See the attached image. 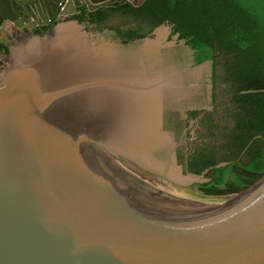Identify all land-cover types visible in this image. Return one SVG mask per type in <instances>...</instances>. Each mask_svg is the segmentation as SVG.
<instances>
[{
    "label": "water",
    "instance_id": "95a60500",
    "mask_svg": "<svg viewBox=\"0 0 264 264\" xmlns=\"http://www.w3.org/2000/svg\"><path fill=\"white\" fill-rule=\"evenodd\" d=\"M61 1L0 0V264H264V175L207 199L189 188L228 163L183 173L202 139L165 129L186 92L207 106L209 63L176 70L167 26L123 44L72 19L112 0Z\"/></svg>",
    "mask_w": 264,
    "mask_h": 264
},
{
    "label": "trees",
    "instance_id": "16d2710c",
    "mask_svg": "<svg viewBox=\"0 0 264 264\" xmlns=\"http://www.w3.org/2000/svg\"><path fill=\"white\" fill-rule=\"evenodd\" d=\"M134 4L99 9L90 14V20L103 22L97 32L115 30L123 44L152 38L155 29L167 26L168 41L177 36L168 56L176 70L204 63L210 66L207 106L213 108L211 112L199 106L187 110L182 124L176 115H181L185 103L179 102L166 106L163 115L165 129H182L203 113L194 126L204 129L199 135L202 142L186 154L177 151L183 173L200 175L228 163L209 171L208 182L189 189L196 188L212 199L248 188L264 175V0H145L140 6ZM115 19L118 26L105 24ZM217 96L224 98L223 104H216Z\"/></svg>",
    "mask_w": 264,
    "mask_h": 264
},
{
    "label": "flooded vegetation",
    "instance_id": "af4514ba",
    "mask_svg": "<svg viewBox=\"0 0 264 264\" xmlns=\"http://www.w3.org/2000/svg\"><path fill=\"white\" fill-rule=\"evenodd\" d=\"M141 0H133V2H140ZM124 2H127L126 0H112L109 4H107L106 6H99V7H97L95 10H92V6L91 7H86V6H80V7H77L76 8V12H75V14L73 15V17H72V19H75V20H77V21H79L80 23H82V24H84L85 25V27H86V29H88L89 31H91L92 33H96L97 32V30L99 29V27L100 26H103V22H101V21H96V20H90L91 18H90V14H93L94 12H96L97 10H99V9H106V8H109V7H113V6H118L119 4H121V3H124ZM82 3V2H81ZM56 18H58L57 17V14H56ZM55 18V20H57ZM109 21V20H108ZM108 21H106L107 23H105V24H108ZM117 27V26H116ZM45 28H47V27H39V28H37L35 31H34V33H44V32H46L47 30H44ZM103 31H109V32H112V33H114L115 35H116V37H117V34H116V31L115 30H112V29H107V28H104L101 32H103ZM118 38V37H117ZM0 64H1V61H0ZM187 94L184 96V98H183V100L181 101V103H185L184 105H183V107H182V110H180V114H181V116H182V118H181V121H182V124L187 120V110H194V109H198V107H194V108H186L187 106H186V101H187ZM180 103V104H181ZM208 108H210V107H208V106H206V107H199V109H202L204 112H211V110H209ZM202 116H203V113L202 114H200V115H198V117L197 118H195L194 120L196 121V122H198L201 118H202ZM191 121H193V120H191ZM191 121H189L188 123H187V126L186 127H184V128H182V129H176L175 128V130H171L170 132L173 134V137H174V139L176 140V138L177 139H179L178 141L179 142H177V144H179V145H183L182 147H185L186 145H187V147L189 146L188 144H190L189 143V141L190 140H194V139H196V137L198 138V135H200V134H203L204 133V129H202V128H189V123L191 122ZM195 122V123H196ZM217 133V132H216ZM183 143V144H182ZM184 143H185V145H184ZM178 145V146H179ZM177 146V147H178ZM176 147V148H177ZM185 151V150H184ZM188 151H189V149H188ZM187 150L184 152L185 154L188 152Z\"/></svg>",
    "mask_w": 264,
    "mask_h": 264
},
{
    "label": "built area",
    "instance_id": "2783aa9c",
    "mask_svg": "<svg viewBox=\"0 0 264 264\" xmlns=\"http://www.w3.org/2000/svg\"><path fill=\"white\" fill-rule=\"evenodd\" d=\"M68 0H62L59 4H58V11H57V17H62L63 12L65 11V7L67 5Z\"/></svg>",
    "mask_w": 264,
    "mask_h": 264
},
{
    "label": "crops",
    "instance_id": "0c3cea01",
    "mask_svg": "<svg viewBox=\"0 0 264 264\" xmlns=\"http://www.w3.org/2000/svg\"><path fill=\"white\" fill-rule=\"evenodd\" d=\"M11 39H12V37H11Z\"/></svg>",
    "mask_w": 264,
    "mask_h": 264
}]
</instances>
